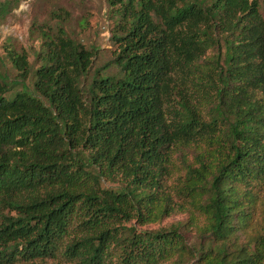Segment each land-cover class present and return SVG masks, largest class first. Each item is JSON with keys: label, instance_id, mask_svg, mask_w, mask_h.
<instances>
[{"label": "trees", "instance_id": "1", "mask_svg": "<svg viewBox=\"0 0 264 264\" xmlns=\"http://www.w3.org/2000/svg\"><path fill=\"white\" fill-rule=\"evenodd\" d=\"M108 3L99 65L62 7L0 54V264H264V0Z\"/></svg>", "mask_w": 264, "mask_h": 264}, {"label": "rangeland", "instance_id": "2", "mask_svg": "<svg viewBox=\"0 0 264 264\" xmlns=\"http://www.w3.org/2000/svg\"><path fill=\"white\" fill-rule=\"evenodd\" d=\"M11 2L8 13L0 20V54H3L5 46L10 43L18 49H24L32 65L37 66L35 52L39 48L40 39L31 33L32 24L37 21L54 25L57 17L52 15V10L62 7L69 12L68 19L64 21L69 33L86 45L98 46L94 63L99 65L112 57L113 50L117 46L111 36L115 16L108 0H11ZM114 183L109 180L103 181L104 185ZM188 216L187 211L175 212L160 221L147 223L141 227L151 229L169 226L172 222L187 220ZM198 219L200 222L203 221L202 216ZM188 235L194 240L196 231L191 229ZM43 264L78 263L58 254L47 258Z\"/></svg>", "mask_w": 264, "mask_h": 264}]
</instances>
